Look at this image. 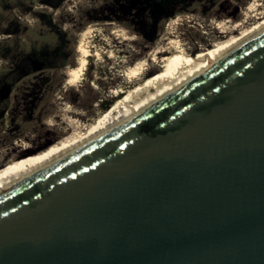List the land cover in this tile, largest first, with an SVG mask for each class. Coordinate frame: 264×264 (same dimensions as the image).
<instances>
[{"label":"water","instance_id":"1","mask_svg":"<svg viewBox=\"0 0 264 264\" xmlns=\"http://www.w3.org/2000/svg\"><path fill=\"white\" fill-rule=\"evenodd\" d=\"M0 264H264V33L1 193Z\"/></svg>","mask_w":264,"mask_h":264},{"label":"rangeland","instance_id":"2","mask_svg":"<svg viewBox=\"0 0 264 264\" xmlns=\"http://www.w3.org/2000/svg\"><path fill=\"white\" fill-rule=\"evenodd\" d=\"M116 1L66 0L58 9H52L40 0H0V87H10V97L0 106V160L4 161L0 167L45 151L70 137L76 132L73 123L79 118L80 124L86 125L111 110L117 99L113 94L115 89L129 87L123 76L126 68L170 40L180 39L194 56L202 48H212L215 42L224 40L216 29L217 24L243 23L247 8L255 0H194L185 5L184 10L178 7L172 18L162 20L159 33L152 40L142 36L130 21L105 18L110 16L108 9L115 7ZM257 1L264 9V0ZM45 16L52 19L54 28L46 25ZM257 21L252 17L244 27ZM92 25L104 28L107 34L115 30L130 36L124 44L122 39L115 40V45L120 47L116 49L119 59L128 58L131 64H121L114 69L112 60L100 66L91 60L81 85L66 88V71L76 66L78 37ZM55 32L65 34V45ZM7 49L19 57L50 54L62 49L63 57L58 63L65 67L19 76L10 71L12 64L4 58ZM158 73L151 71L149 78ZM34 88L36 93L32 96Z\"/></svg>","mask_w":264,"mask_h":264},{"label":"bare ground","instance_id":"3","mask_svg":"<svg viewBox=\"0 0 264 264\" xmlns=\"http://www.w3.org/2000/svg\"><path fill=\"white\" fill-rule=\"evenodd\" d=\"M260 7L261 4L257 0L252 2L246 10L243 23L239 22L234 26L218 23L216 29L224 40L215 42L212 48H202L196 56L191 54L186 44L175 38L131 66L128 58L119 59L116 49L120 47L115 45V40L122 39L124 44L130 40V36L115 30L107 34L104 28L97 25L87 27L78 37L76 66L66 71L65 87L75 88L81 85L86 79L91 60L99 66L112 60L115 62L114 69L119 68L121 64L128 65L123 76L129 87L116 88L113 94L117 99L111 110L104 112L91 123L81 125L80 118L77 122H71L76 132L70 137L21 161L4 163V170L0 167V194L129 123L251 43L264 33V9ZM252 17L258 21L250 27H244ZM153 70L159 73L150 79L149 73ZM3 162L0 160V164Z\"/></svg>","mask_w":264,"mask_h":264},{"label":"flooded vegetation","instance_id":"4","mask_svg":"<svg viewBox=\"0 0 264 264\" xmlns=\"http://www.w3.org/2000/svg\"><path fill=\"white\" fill-rule=\"evenodd\" d=\"M66 0H40L42 4L52 9H58ZM194 0H117L116 6L108 9L110 16H106L108 19H123L130 21V23L138 28L142 36H147L151 40L154 39L159 33V24L162 20L172 18L177 12L179 7L184 10L185 5L193 2ZM43 16H41L42 18ZM45 18L46 25L50 28L52 26V19L48 16ZM60 38L63 45L65 34L61 35L55 32ZM63 57L62 49L54 53H40L36 56H16L13 52L7 49L4 53V58L12 64L13 73H17L19 76H33L38 72H45L50 70H62L65 66L58 63V59ZM40 70H37L39 69ZM37 87V84L34 85ZM41 88V87H40ZM37 89V88H36ZM35 91V88H34ZM8 93V96H7ZM10 87H0V106L10 97ZM33 92L31 95L34 96ZM7 96L5 98V96ZM38 94V93H37ZM3 112V110H2Z\"/></svg>","mask_w":264,"mask_h":264},{"label":"trees","instance_id":"5","mask_svg":"<svg viewBox=\"0 0 264 264\" xmlns=\"http://www.w3.org/2000/svg\"><path fill=\"white\" fill-rule=\"evenodd\" d=\"M173 17V16H172Z\"/></svg>","mask_w":264,"mask_h":264}]
</instances>
